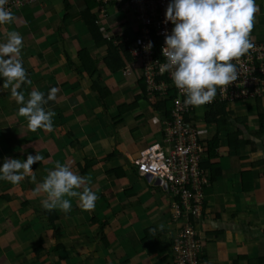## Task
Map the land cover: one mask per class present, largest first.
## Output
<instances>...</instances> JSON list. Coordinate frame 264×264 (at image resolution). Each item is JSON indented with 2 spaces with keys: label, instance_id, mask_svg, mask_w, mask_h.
I'll return each instance as SVG.
<instances>
[{
  "label": "crops",
  "instance_id": "crops-1",
  "mask_svg": "<svg viewBox=\"0 0 264 264\" xmlns=\"http://www.w3.org/2000/svg\"><path fill=\"white\" fill-rule=\"evenodd\" d=\"M67 1L69 10L59 8L51 19L47 17L49 27L42 28L44 18H37L41 22L36 29H33L36 20L23 21L18 27L10 24L8 31H17L23 37L21 59L32 80V85L21 86L25 100L33 88L43 92L45 98L51 88L58 91L56 100L44 106L55 112L52 130L39 129L33 133L26 118L17 115L22 105L17 104L10 89L0 91V136L8 134L16 143L6 145L10 148L6 153H1L5 150L0 146V167L6 157L21 161L28 154L39 153L44 157L32 166L35 184L30 177L17 185L0 180V191H26L33 199H45L46 194H37L34 189L59 161L87 177V186L98 199L94 210L84 211L78 198H69L71 211L67 214L59 209L50 211L57 216L55 227L43 224L38 230L40 221L30 217L31 208L38 206H31L28 199L26 213L21 216L19 201H11L9 197V201L0 200V264H174L172 245L180 225L173 220L176 200L160 182L139 177L132 167L133 156H140L150 145L163 143L166 115L154 106L158 96L148 92L145 84V89L142 88L136 70L124 75L121 70L111 72L105 66V46L93 43L84 24L74 26L71 22L74 3L80 8L77 15L84 1ZM48 2H42L40 8H45ZM256 4L259 11L254 17L251 37L263 41L264 0H256ZM26 7L32 8H20V17L28 15ZM111 17L107 19L109 24H113ZM108 31L111 35L116 33L109 28ZM29 36L33 38L30 41ZM5 41L3 34L0 43ZM81 49H86L98 63L101 92L92 88V78L81 67L78 56ZM118 73L123 78L117 79ZM3 82L0 77V88ZM128 86L135 87L136 97H148L152 102L154 124L160 128L153 140L150 135L154 131L146 123L141 108L120 102L119 95L124 94L121 89L126 91ZM261 100L264 108V97ZM242 103L246 108L237 113L229 107L232 114L228 130L220 134L222 144L217 158L210 162L220 166L221 175L204 189L203 218L196 224L205 243L201 253L203 264H261L258 260L264 259V135L257 137L260 132L257 101ZM203 117L201 120L212 131L209 137L200 135L205 143L216 129L205 123ZM247 117L251 119L247 121ZM239 129L243 133L239 138L247 142L237 152L229 146L228 136ZM1 138L0 145L5 143ZM153 228L155 233L150 231Z\"/></svg>",
  "mask_w": 264,
  "mask_h": 264
},
{
  "label": "clouds",
  "instance_id": "clouds-1",
  "mask_svg": "<svg viewBox=\"0 0 264 264\" xmlns=\"http://www.w3.org/2000/svg\"><path fill=\"white\" fill-rule=\"evenodd\" d=\"M7 3L8 0H0V25L11 24L16 19L13 12L5 7ZM258 11L256 0H169L164 22L171 21L174 27L171 34L165 35L162 54L166 63L160 65V72L171 73L174 85L186 97L185 106L198 108L212 103L218 89L223 93L237 81L238 62L255 48L251 33ZM96 24L101 29L97 20ZM23 46V37L14 30L8 31L6 41L0 43V77L4 78L0 91L10 89L11 96L22 105L17 115L26 118L31 131H50L55 112L46 110L44 106L56 100L58 89L51 88L45 98L43 92L33 88L25 100L21 86L32 85V80L21 59ZM152 47L151 41L144 46L146 52ZM43 160L39 153L28 154L23 161L5 158L0 167V180L17 185L25 177H30L35 184L32 166ZM87 184V177L74 172L68 164L57 161L55 169L47 172L34 191L46 194L41 203L47 211L59 209L67 214L72 208L69 198H78L82 210L92 211L98 196ZM159 227L163 229V225ZM150 231L155 233L156 229Z\"/></svg>",
  "mask_w": 264,
  "mask_h": 264
},
{
  "label": "built area",
  "instance_id": "built-area-1",
  "mask_svg": "<svg viewBox=\"0 0 264 264\" xmlns=\"http://www.w3.org/2000/svg\"><path fill=\"white\" fill-rule=\"evenodd\" d=\"M38 1L8 0L5 7L13 12ZM168 3L169 0H100L97 23L101 25L104 36L112 39L113 43H127L132 59L122 68L124 75L136 70L138 77L144 80L148 92H157L163 98L168 97L170 88L176 93L170 116L165 117L163 143L148 146L140 154V158L132 163V167L139 177H149L150 182H160L176 200L173 220L180 225L172 245L174 264H203L201 253L205 243L196 224L203 217V191L210 185L211 178L202 167L206 150L200 132L194 125L196 107L185 106L186 97L174 85L170 72H160V65L166 63L162 54L165 35L171 34L174 27L171 21L164 22ZM110 8L133 18L138 24L135 28L136 35L127 32L111 35L104 32L110 26L107 22L112 16L108 13ZM102 21L108 25L104 27ZM115 35L122 39L116 40ZM149 41L153 43V47L146 52L144 46ZM253 42L255 48L237 64V81L223 93L218 89L214 101L202 107L215 102H225L229 106L264 97V40Z\"/></svg>",
  "mask_w": 264,
  "mask_h": 264
},
{
  "label": "trees",
  "instance_id": "trees-1",
  "mask_svg": "<svg viewBox=\"0 0 264 264\" xmlns=\"http://www.w3.org/2000/svg\"><path fill=\"white\" fill-rule=\"evenodd\" d=\"M84 7L79 12L80 18L91 38L93 43L96 46H105V56L103 57V63L111 72H117L121 70L125 65L131 61V55L127 49L126 42H119L118 44L113 43L112 39H109L103 35L102 30L96 24V20L99 17L98 14V6L100 5V0H83ZM29 6V5H27ZM65 8L66 10L70 9V3L65 0ZM18 11V10H17ZM68 17V14H65V18ZM126 22V21H125ZM112 26V25H111ZM121 27V26H120ZM119 27V28H120ZM118 30H116V35ZM130 33V32H129ZM137 32L133 31L130 33L131 35H136ZM115 35V36H116ZM116 40L122 39L121 36H116ZM78 56L81 61V67L88 73V75L92 78V88H97L100 92L103 89L102 84L98 79V70H97V61L93 59L86 49H81L78 53ZM141 86L145 89L144 80L141 78ZM168 97L163 98L159 95V93L155 92V97H159V100L154 104V106L159 109L163 110L166 117L170 116V108L172 105V100L175 97V91L173 88L168 90ZM258 105V115H259V126L260 132L258 133L257 137H262L264 135V108L262 106V100L258 98L257 100ZM227 104L224 102H215L211 105L205 107L204 117L203 120L207 124H212L215 126L216 133L215 135L208 141L204 143L205 150H206V157L202 162V167L205 171L210 174L211 182L215 181L221 175V168L219 165L212 164L213 160L217 158V150L220 148L222 141L220 139V134L224 131L228 130V121H230V113L227 110ZM242 131L239 129L237 132L233 134H229L228 141L229 146L231 148H235L238 152L240 147L245 144L247 141L240 139ZM6 199H9L7 195H5ZM204 205V204H202ZM50 221L52 222L53 228L54 221L57 218L55 214L48 213ZM258 263L263 264L264 259L258 260Z\"/></svg>",
  "mask_w": 264,
  "mask_h": 264
},
{
  "label": "rangeland",
  "instance_id": "rangeland-1",
  "mask_svg": "<svg viewBox=\"0 0 264 264\" xmlns=\"http://www.w3.org/2000/svg\"><path fill=\"white\" fill-rule=\"evenodd\" d=\"M74 2L76 0H73ZM42 2H45V0H39L38 2L32 4V5H29L31 6L32 8L28 9L29 7H26V9H28V15L27 16H21L20 17V13L16 10L13 11V14L15 15V17L17 18L13 23H11L12 26H16L18 27V23H21L23 21H26V22H32L33 20H36V25L33 26V29H36L37 28V23L40 24L41 20H37V18H41L44 20H42L41 22V26L42 28L44 29V27H49L47 25V20L48 18L54 13L56 12L55 10L59 9L60 10H64V12H66L65 10V4H64V0H49L47 6H45V8H40V4ZM77 3H74V8H73V15L71 16V22L74 26H78V25H81L83 24L82 21L80 20V18L78 17L79 16V13H77V15H75V13L77 11H79V7L76 5ZM25 8V7H24ZM108 13L110 15H112L111 17V24L112 26L109 27V29H111V33L112 32H115L116 30H126L128 33H133V31H135V28L136 26L138 25L136 22H134L133 18L131 16H126L120 12H117L116 9L114 8H110L108 10ZM47 14V15H46ZM70 16V15H69ZM20 17V18H19ZM48 17V18H47ZM51 19V17H50ZM123 20H126V22H122ZM46 21V22H45ZM49 21V20H48ZM114 21V22H112ZM46 23V24H45ZM50 23V22H49ZM43 24V25H42ZM52 26L55 25V24H51ZM102 25L104 27H106V24L105 21L102 22ZM7 28H6V27ZM10 26V24H6V25H0V37L3 35V34H6L8 30H10V28L12 27ZM121 26V27H120ZM120 27V28H119ZM85 28V27H84ZM113 29H115L113 31ZM108 29H106L104 32H109L107 31ZM46 32V30H44ZM254 32V31H252ZM110 33V32H109ZM32 36L28 37L27 40L30 41L32 40ZM136 74V73H135ZM116 78L117 79H121L123 78L122 74L121 73H118L116 75ZM129 89V90H128ZM121 91L124 93L122 95H119V98H120V102L123 103V104H128L130 106H133L134 104L137 105V107H140L141 110L143 111V114H144V117H145V120H146V123L149 124V126L152 128V130L154 132H151V140H153V137L155 136V131H157L158 129L160 128H157V126L155 127V124H154V121H155V113L153 111V108H152V102H150L149 99L147 98H144L143 96L141 97H136L134 94L136 93V90H135V87L133 86H128L126 87V91L122 90ZM132 95H131V93ZM261 99V98H260ZM137 100V103H135V101ZM251 103V102H250ZM232 107L233 110L235 113L245 109L246 107L244 106V103H237V104H234V106H227V110L230 109ZM204 108L205 107H196L194 112H195V115L197 116V119L194 120V125L196 126V128L199 130L200 132V135L203 136V137H209L212 133V131L210 130V127H207L203 121L201 120L202 116H204ZM150 110V112L148 111ZM231 111V110H230ZM231 113V112H230ZM232 114V113H231ZM1 114H0V118H1ZM250 116V115H249ZM11 118V117H10ZM128 118V117H127ZM161 118V116L159 117ZM251 117H247V121L250 120ZM124 120L126 121V119L124 118ZM252 120H253V117H252ZM28 128H26L27 130ZM204 129H207V131ZM9 131V130H7ZM201 131H203L204 133H201ZM215 131V130H214ZM208 132V133H207ZM31 133H33V131H31ZM123 133V132H122ZM5 134V133H4ZM8 134L4 135V136H0L2 137L1 139H3V143L2 145L0 146H3V149L5 151L1 152V153H6L8 151H10V148H6V145L7 146H11V145H15L16 143L12 142V137H10ZM126 137V136H125ZM128 137V136H127ZM149 137V136H148ZM73 139V138H72ZM127 138H124V141H126ZM150 139V138H149ZM145 141V140H144ZM8 142V143H7ZM143 148V147H142ZM0 153V154H1ZM6 158H10V157H6ZM140 158L139 154L133 156V159L134 161L135 160H138ZM34 168V167H33ZM34 171V169H33ZM143 184H146L145 182H143ZM6 191V190H5ZM204 192V191H203ZM5 195H7L11 201H19V209L18 211V214H20L22 216V213H26V208H25V203L28 201H31V206L32 205H36L38 207H33V209L31 208V211H33V214L31 212V216L30 217H34L35 219L39 220L40 223H41V226L37 225L36 226V229H40L43 224H46L48 227L52 228V222L50 221V218L48 216V213H50V211H47L45 210L43 207H42V200L41 198H37V199H33V197L31 195H28V193L26 191H22V192H18L15 191V190H12L11 192L10 191H7V192H3V191H0V200H8L5 198ZM13 198V199H12ZM9 201V200H8ZM21 201V202H20ZM40 204V206H39ZM25 215L23 214V217ZM203 218V217H202ZM201 218V219H202Z\"/></svg>",
  "mask_w": 264,
  "mask_h": 264
},
{
  "label": "water",
  "instance_id": "water-1",
  "mask_svg": "<svg viewBox=\"0 0 264 264\" xmlns=\"http://www.w3.org/2000/svg\"><path fill=\"white\" fill-rule=\"evenodd\" d=\"M146 180L150 181V178L148 177V178H146Z\"/></svg>",
  "mask_w": 264,
  "mask_h": 264
}]
</instances>
